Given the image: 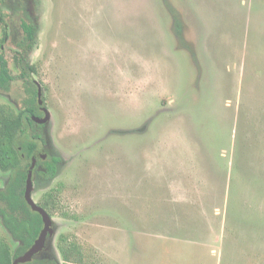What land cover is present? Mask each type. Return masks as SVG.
<instances>
[{"label": "rangeland", "instance_id": "obj_1", "mask_svg": "<svg viewBox=\"0 0 264 264\" xmlns=\"http://www.w3.org/2000/svg\"><path fill=\"white\" fill-rule=\"evenodd\" d=\"M33 9L27 64L63 159L53 181L34 183L55 229L44 254L264 264V0H35ZM12 47L0 49L10 66ZM21 86L0 104L17 111ZM7 178L0 169V187ZM0 232L14 249L1 218Z\"/></svg>", "mask_w": 264, "mask_h": 264}, {"label": "trees", "instance_id": "obj_2", "mask_svg": "<svg viewBox=\"0 0 264 264\" xmlns=\"http://www.w3.org/2000/svg\"><path fill=\"white\" fill-rule=\"evenodd\" d=\"M27 31L26 38H30L29 45L33 47L37 41V31L32 25L24 22ZM16 62H23L24 56L15 55ZM26 73L19 75L24 78L26 96L19 111H14L6 105L0 106V169L8 172L6 186L0 190V217L2 225L17 242L13 249L2 237L0 232V264H13V261L25 253L37 239L43 228L42 216L34 211L25 199L27 170L32 157L41 151V143L45 141V132L36 125L32 115H37V88ZM17 79L11 70L8 60L0 52V87L9 90L10 85ZM61 158L56 155L38 157V165L34 171L47 181L55 178L59 172ZM45 180V181H46ZM47 208L45 203H40ZM76 251L80 250L77 248ZM67 253L66 256L67 257ZM20 264H75L70 260L62 263L57 258L35 257L29 262Z\"/></svg>", "mask_w": 264, "mask_h": 264}, {"label": "flooded vegetation", "instance_id": "obj_3", "mask_svg": "<svg viewBox=\"0 0 264 264\" xmlns=\"http://www.w3.org/2000/svg\"><path fill=\"white\" fill-rule=\"evenodd\" d=\"M34 5H35V0H0V49H2L1 52L4 53L5 51L8 50L7 47L10 44L13 46L12 47V48H14V50H13L14 51L13 65L10 66V64H9V66L13 72L16 71V73H17V74L14 73L17 76V79L14 82H12V84L10 85V89L6 90V89H3V87H0V94L1 95L8 94V92L12 88L13 83L19 82V81L22 82L21 88H23L22 89L23 97H22L20 103L18 104V108H17L18 109L17 112H18L19 109L23 106V99L26 96V91H25L26 87H25V83H24L25 81H24V78H21V77L19 78V75L26 73L27 76H24V77L27 79H31L37 88V105H38L37 112L38 113H37V115L34 114L31 117H33V116L43 117L45 115V108H48L46 106L45 100L43 98V88H42L43 103L40 104L39 100H38V92H39V85L37 83L38 81L35 79V77L32 74L34 68L30 67L27 64L28 56H29L30 52L32 51L35 44H32L33 47H31L29 45L31 40H30V38H26L27 31L24 29V25H23L24 22H26L28 25H32L33 28H35V30L37 31L35 21L32 18L33 14H34V9H33ZM15 20H18L19 22L17 21L18 23H15ZM16 54H18L19 56H20V54H22L24 56L22 64L16 62V57H15ZM4 57H5V55H4ZM41 87H42V85H41ZM2 105H6V104H0V106H2ZM6 106H8L9 108H12L14 110V108L12 106H10V105H6ZM14 111H16V110H14ZM35 123L46 134L45 141L41 143V148H40L41 151L37 152L36 166L38 165V157L41 156V157L45 158L48 155H56V156H59L61 158V162L58 166L60 169V165H61L63 159H62V156H60L53 147L52 140L49 137V130H48L49 125H48V123H41V122H37V121H35ZM8 177H9V174H8ZM55 178L51 179L50 181H47L42 176H37L35 174V171L33 173V183H35L36 179H38L42 183L49 184V182L53 181ZM7 181H8V178L5 180L4 185L2 187H0V190L6 186ZM50 237L51 236H48L44 249L42 251H40L39 253H37L35 255V257L56 258L57 259V257L53 254H44V253H47V247H48L47 244H48Z\"/></svg>", "mask_w": 264, "mask_h": 264}, {"label": "water", "instance_id": "obj_4", "mask_svg": "<svg viewBox=\"0 0 264 264\" xmlns=\"http://www.w3.org/2000/svg\"><path fill=\"white\" fill-rule=\"evenodd\" d=\"M39 85V92H38V100L39 103H43V98H42V87L39 82H37ZM50 111L48 108H45V115L43 117L39 116H33L32 119L37 122L41 123H48L50 119ZM37 163V155H34L32 157V162L30 167L27 170V180H26V188H25V199L28 202V204L31 206V208L34 211H37L40 213L42 216L43 220V228L40 231L39 236L37 239L34 241L32 246L22 255L18 256L14 261L13 264H20V263H25L31 261L37 253L42 251L46 245L47 238L48 236H52L55 232L54 229V222L51 214L44 208L42 207L38 202L35 201L33 198V189H34V183H33V173H34V168Z\"/></svg>", "mask_w": 264, "mask_h": 264}]
</instances>
